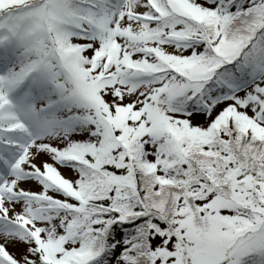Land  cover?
<instances>
[{"label":"snow or ice","instance_id":"1","mask_svg":"<svg viewBox=\"0 0 264 264\" xmlns=\"http://www.w3.org/2000/svg\"><path fill=\"white\" fill-rule=\"evenodd\" d=\"M0 264H264V0H0Z\"/></svg>","mask_w":264,"mask_h":264}]
</instances>
